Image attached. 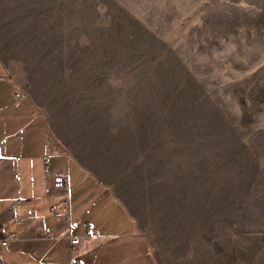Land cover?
Segmentation results:
<instances>
[{"label":"rangeland","instance_id":"obj_1","mask_svg":"<svg viewBox=\"0 0 264 264\" xmlns=\"http://www.w3.org/2000/svg\"><path fill=\"white\" fill-rule=\"evenodd\" d=\"M0 55L157 264H264V0H0Z\"/></svg>","mask_w":264,"mask_h":264},{"label":"crops","instance_id":"obj_2","mask_svg":"<svg viewBox=\"0 0 264 264\" xmlns=\"http://www.w3.org/2000/svg\"><path fill=\"white\" fill-rule=\"evenodd\" d=\"M45 160L52 175L67 176L66 190H49ZM112 173L89 164L0 55V264H157ZM63 194L71 207L55 215L51 205H61ZM9 233L15 237L2 245ZM72 235L81 236L79 245Z\"/></svg>","mask_w":264,"mask_h":264},{"label":"built area","instance_id":"obj_3","mask_svg":"<svg viewBox=\"0 0 264 264\" xmlns=\"http://www.w3.org/2000/svg\"><path fill=\"white\" fill-rule=\"evenodd\" d=\"M19 97V96H18ZM44 166L47 172L48 177L51 179V187L49 190H55V191H64L69 187V180L67 176L64 174H51V166L48 160H45ZM71 207V198L69 197L68 194H63L61 198V205L58 204H53L51 205L50 210L52 211L53 214L57 215L59 210L62 208H70ZM93 231V225L88 226V233L86 236H91ZM51 236V233L49 234ZM15 237L14 233H9L4 239H2L1 244L2 245H7L8 242ZM81 241V236L79 235H72L70 237V243L73 246L79 245ZM72 264H85V262L80 259L76 258L73 260Z\"/></svg>","mask_w":264,"mask_h":264}]
</instances>
